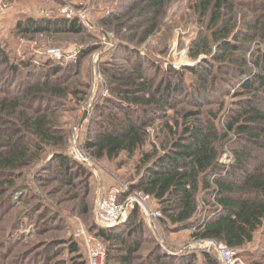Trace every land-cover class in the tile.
I'll list each match as a JSON object with an SVG mask.
<instances>
[{"label": "rangeland", "instance_id": "1", "mask_svg": "<svg viewBox=\"0 0 264 264\" xmlns=\"http://www.w3.org/2000/svg\"><path fill=\"white\" fill-rule=\"evenodd\" d=\"M151 1L0 0V50L8 58L6 63L0 60V103L5 106L0 107L1 153L29 141L20 116L42 114H46L56 142H65L64 156L72 159L73 146L85 153L86 138L99 124L107 122V115L122 116L114 106L123 105L122 99L112 94L111 89L117 86L118 90H133L141 81L137 76L149 80L155 89L167 81L177 83L180 77L171 76L168 71L171 68L181 74L185 86L172 96V108L162 113L144 104L130 105L137 115L142 116L147 110L151 118L144 150H149L151 144L159 150L167 146L171 135L165 128L166 123L180 119L185 112L199 110L200 120L213 121L220 134H226L219 163L226 169L232 166L237 137L234 132H225L223 127L231 111L238 109L239 99L233 97L238 80L227 72L217 73V64L209 78L207 96L201 101L195 87L197 79L184 70L203 60L213 63L214 42L210 43V54L202 53L195 59L191 55L197 50L198 41L209 37L217 26L211 24L210 13L203 15L199 10L204 0H159L161 5L156 13L147 15L149 19L139 17L140 10ZM226 4L230 7L222 8L219 23L227 21L232 27L229 40L233 41L234 37L243 44L244 68L248 75L255 74L253 62L264 52V36L255 35V26L264 21V0H226ZM63 10L71 18L61 16ZM27 19L76 21L83 31L77 35L67 32L21 35L16 26ZM51 49L60 50L61 57L52 56ZM81 52L85 56L80 58L79 68L71 71ZM54 67L61 70L52 75ZM226 68L232 73V67ZM112 75L118 77L113 83ZM45 76L64 96L27 98L28 88L43 82ZM259 98L264 111V93ZM196 99L200 108L193 103ZM53 141L43 143V151L31 148L41 157L39 161L0 173V264H88L82 243L76 238L81 230L105 245L106 252H110L108 264H123L114 257L127 256V248L123 244L112 247L94 234V228H102L94 221V202L98 193L103 195L112 187L119 190L118 205L127 197L135 196L134 192L139 190L131 187L138 180L139 152L130 159L121 155L113 161L90 156L94 167L93 172L85 168L87 183L81 177L71 185L59 178L55 164H51ZM204 198L198 196L200 215L210 206ZM135 207L125 208L126 219L115 229L128 227V214ZM147 207L161 217L148 221L137 207L144 227L137 245L139 249L131 253L127 264H149L148 257L152 254L159 255V264H179L181 260L184 264H203L206 241H197L188 228L164 223L161 207L151 197ZM124 239L128 243L132 241L129 236ZM72 244L78 246V254L70 252ZM232 251L234 264H264V221L251 243ZM192 255L196 260L190 263L186 257ZM207 255L219 264L213 255Z\"/></svg>", "mask_w": 264, "mask_h": 264}, {"label": "trees", "instance_id": "2", "mask_svg": "<svg viewBox=\"0 0 264 264\" xmlns=\"http://www.w3.org/2000/svg\"><path fill=\"white\" fill-rule=\"evenodd\" d=\"M161 5L159 0L140 10L139 17L147 18V15L157 12ZM223 7H230L226 0H204L199 6L203 15L210 13L211 24L217 26L209 37H203L197 43V50L191 55L193 59L200 54H210V43L216 44V51L211 59L213 63L203 60V63L195 67H185L184 70L198 81L197 97L205 99L209 78L212 76L214 66L218 64L219 74L228 73L237 78L238 85L233 97L239 99L236 102L238 109L232 110L224 124L225 132H234L237 137L234 152L235 162L226 169L219 163L220 153L226 134L217 130L213 121L200 120L202 112L189 111L182 114L181 118H174L172 123H166V130L171 138L168 145L157 148L150 145L149 150H144L147 143V127L151 118L147 110L143 115H137L130 105L153 107L157 111L165 113L173 107L170 102L175 93H180L184 84L179 72L169 68L171 76H179L177 83L167 81L162 87L155 89L147 79L137 76L141 81L133 90L122 91L118 87L111 89L112 94L121 97L123 105H114L121 113L107 115V122L99 124L84 142L83 149L97 160L110 161L125 155L128 159L139 152L138 180L131 187L148 194L151 199L159 203L164 223H170L193 231V237L197 241L214 240L225 244L232 250H237L251 243L255 234L262 228L264 221V111L260 95L264 93V52L260 54L253 65L257 72L248 75L244 68L245 47L243 44L229 40L232 27L227 21L219 23L220 11ZM151 8L153 9L151 11ZM219 23V25H218ZM256 34L264 36V21L255 26ZM21 35L45 34L48 32H67L81 34L82 28L76 21L63 19L44 20L27 19L16 26ZM242 53L240 56H235ZM80 53L71 71L79 68ZM0 60L6 63L7 54L0 50ZM213 64V65H212ZM207 66H210L211 69ZM225 66V67H224ZM232 67V73L226 67ZM61 70L54 67L52 75ZM116 76H111V82ZM113 83V82H112ZM134 84V83H131ZM56 88L45 76L44 81L30 86L26 97L33 98L39 95H48L51 99L62 97L64 93ZM157 91V94H156ZM144 93L147 98H144ZM245 95L248 97L243 98ZM194 100L196 107L200 103ZM15 105V104H14ZM3 108L4 103H0ZM163 118L165 114H162ZM24 131L28 133V142L18 146L14 145L8 151L0 152V173L12 172L39 161L41 157L32 149L43 151V143L50 139L52 148L51 164H55L59 178L69 181L70 184L81 177L87 178V170L76 161L63 155L64 141L56 142L57 137L51 135V127L46 114L19 118ZM168 120V119H167ZM32 148V149H31ZM31 149V150H30ZM35 157V158H32ZM87 183V182H86ZM86 187L88 184H86ZM205 196V201L210 204L207 211L200 215L198 209V196ZM207 197L210 200H207ZM139 209L133 208L127 219V228L123 230L94 228V234L112 247L123 244L127 248L128 255L114 257L123 264L130 263V255L137 251L138 241L142 234L143 224L139 215ZM124 236H129L130 243ZM72 254H78L76 244L69 246ZM110 252H106L104 264H108L107 258ZM188 262L196 260L194 255L186 257ZM149 264H159V255L152 254L148 257ZM203 264H216L207 254H203ZM184 260L179 264H184Z\"/></svg>", "mask_w": 264, "mask_h": 264}, {"label": "built area", "instance_id": "3", "mask_svg": "<svg viewBox=\"0 0 264 264\" xmlns=\"http://www.w3.org/2000/svg\"><path fill=\"white\" fill-rule=\"evenodd\" d=\"M60 14L65 18H71V15L64 10ZM49 53L55 57H61L62 55L58 49H51ZM85 153H83V150L73 146L70 151V157L84 168L93 172L94 163L90 155H86ZM137 192H134L136 193L134 197H127L125 202L120 205L117 204V196L119 194L117 188L112 187L105 194L103 193V195H99L98 193L94 202L95 223L105 229L114 228L125 221L127 215L125 208L129 205L131 207L137 206L148 221L158 220L161 215L157 212L148 210L147 203L150 201V196L142 191ZM122 193L124 192L122 191ZM76 238L82 243L86 252L88 264H104L106 258V247L104 244L91 239L84 230L78 231L76 233ZM205 241L204 252L206 254L213 255L219 264H234L235 253L225 244L214 240Z\"/></svg>", "mask_w": 264, "mask_h": 264}]
</instances>
